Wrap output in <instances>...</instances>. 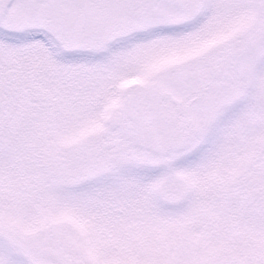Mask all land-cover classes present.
I'll list each match as a JSON object with an SVG mask.
<instances>
[{
	"label": "snow or ice",
	"instance_id": "snow-or-ice-1",
	"mask_svg": "<svg viewBox=\"0 0 264 264\" xmlns=\"http://www.w3.org/2000/svg\"><path fill=\"white\" fill-rule=\"evenodd\" d=\"M0 264H264V0H0Z\"/></svg>",
	"mask_w": 264,
	"mask_h": 264
}]
</instances>
